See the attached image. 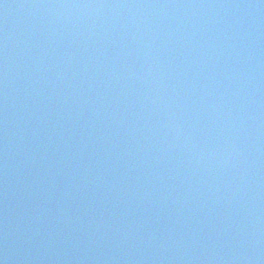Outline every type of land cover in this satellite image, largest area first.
<instances>
[{
	"label": "water",
	"instance_id": "obj_1",
	"mask_svg": "<svg viewBox=\"0 0 264 264\" xmlns=\"http://www.w3.org/2000/svg\"><path fill=\"white\" fill-rule=\"evenodd\" d=\"M0 264H264V0H0Z\"/></svg>",
	"mask_w": 264,
	"mask_h": 264
}]
</instances>
